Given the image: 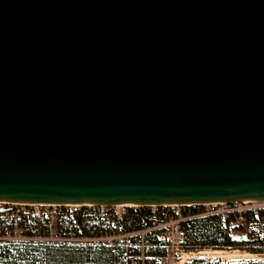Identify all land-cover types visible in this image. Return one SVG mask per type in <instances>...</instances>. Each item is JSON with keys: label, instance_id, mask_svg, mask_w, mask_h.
I'll return each mask as SVG.
<instances>
[{"label": "water", "instance_id": "95a60500", "mask_svg": "<svg viewBox=\"0 0 264 264\" xmlns=\"http://www.w3.org/2000/svg\"><path fill=\"white\" fill-rule=\"evenodd\" d=\"M263 200L264 0H0V207Z\"/></svg>", "mask_w": 264, "mask_h": 264}, {"label": "trees", "instance_id": "16d2710c", "mask_svg": "<svg viewBox=\"0 0 264 264\" xmlns=\"http://www.w3.org/2000/svg\"><path fill=\"white\" fill-rule=\"evenodd\" d=\"M200 210L201 207L190 206L181 209L182 214L190 215L180 221L184 245L229 249L244 242L249 244L244 247L246 251L264 254V209H259L258 216H254L251 209H245L241 212L242 219L236 223L234 220L239 214L235 211L194 215ZM150 214L149 206H126L121 218L123 229L134 230L149 224ZM251 220H257L259 224L254 223L259 228L251 229L248 240L237 241L230 237L232 231L244 230ZM14 228L20 229L21 235ZM51 228L55 236L66 238L111 233L116 225L110 220H96L90 206L69 209L61 205L51 218L44 213L34 215L30 205L3 204L0 207V264H125L124 247L119 243L111 248L103 241L38 239L36 235L46 236ZM145 239L155 241V231L148 233ZM193 264H264V259H196Z\"/></svg>", "mask_w": 264, "mask_h": 264}, {"label": "built area", "instance_id": "2783aa9c", "mask_svg": "<svg viewBox=\"0 0 264 264\" xmlns=\"http://www.w3.org/2000/svg\"><path fill=\"white\" fill-rule=\"evenodd\" d=\"M244 202L232 203H209V204H168L149 206L151 214L149 215V224L134 229L124 230L121 223L122 213L126 206L124 205H82L90 206L94 209L96 220L113 221L116 225L111 233L100 234L98 236L86 237H66L57 238L56 240L79 241V242H95L103 241L110 245L119 243L123 245V256L125 264H193L196 259H205L204 253L208 250L206 247L186 246L183 244V229L180 221L189 217L181 213V209L185 207H201L202 210L197 211L194 215L204 213H222L228 211H237L239 215L235 218V223L242 219L241 212L244 207L238 205ZM34 207L32 211L38 216L40 213L49 215L51 218L61 205H31ZM38 206V207H37ZM41 206V209L39 207ZM73 206V205H63ZM79 207V206H73ZM137 207V206H131ZM159 207V210H156ZM254 216H258L259 209H251ZM256 222L257 220H252ZM222 223L220 227L222 228ZM155 231V241H148L145 236ZM250 227L247 226L242 232L247 235L250 233ZM234 235L231 232L230 237ZM135 237V238H134Z\"/></svg>", "mask_w": 264, "mask_h": 264}, {"label": "rangeland", "instance_id": "374dc122", "mask_svg": "<svg viewBox=\"0 0 264 264\" xmlns=\"http://www.w3.org/2000/svg\"><path fill=\"white\" fill-rule=\"evenodd\" d=\"M238 206L239 207H244L245 209H264V200L263 201H253V202L252 201H246L244 203L239 204ZM65 207H67L69 209H73V206H65ZM39 209H41V206L39 207ZM33 210H34V207L32 206V211ZM235 212H237V211L235 210ZM235 218H237V217H235ZM256 223H254L251 220L249 222L247 221L246 225L250 227V230L253 229V228L258 229L259 227H258L257 224H259V223H257V224ZM14 229H15L17 234L21 235V233H20L21 230L20 229H18V228H14ZM236 232H238V231H232L233 235H235ZM249 234L250 233L247 232V236H249ZM36 236L38 237V239L49 240V241L50 240H56L58 238L57 236H55L53 228H51L49 230V233L46 236H42V235H36ZM247 245H249V244H245L244 242H240L239 244H235L233 246V248H229V249L206 247V248H208V250L206 252H204V253H201V254L206 255L205 259L218 258L220 260H226V261H233V260H236V259H264V254L251 253L249 251H246L244 249V247L247 246ZM215 250H221V251H225V252H233V251H235L236 253H239V256L237 255V256H235V258L232 257L233 259L230 258V260L229 259H223V258H220L219 256H217L215 254L216 253Z\"/></svg>", "mask_w": 264, "mask_h": 264}, {"label": "bare ground", "instance_id": "6f19581e", "mask_svg": "<svg viewBox=\"0 0 264 264\" xmlns=\"http://www.w3.org/2000/svg\"><path fill=\"white\" fill-rule=\"evenodd\" d=\"M215 252H216L215 254L217 256H219L220 258H223V259H229L230 260V258H232V257L235 258V256H237V255L239 256V253H236L235 251H233V252H225V251H221V250H215Z\"/></svg>", "mask_w": 264, "mask_h": 264}]
</instances>
